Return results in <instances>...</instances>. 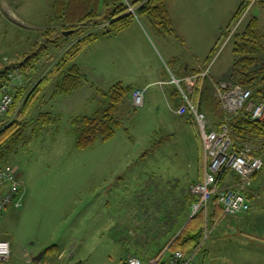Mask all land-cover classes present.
<instances>
[{
    "label": "rangeland",
    "instance_id": "374dc122",
    "mask_svg": "<svg viewBox=\"0 0 264 264\" xmlns=\"http://www.w3.org/2000/svg\"><path fill=\"white\" fill-rule=\"evenodd\" d=\"M8 1L10 4L3 7L4 12L1 17L0 58L8 56L10 62H18L22 61L35 46L43 31L42 25L48 23L52 0H27L29 3L27 6H23V1ZM123 1L127 3L130 0ZM138 7L132 4L133 11L129 10V12L134 13L136 20L141 21L150 32L155 46L154 34L149 24L144 18L138 17ZM93 8H90L91 14L94 13ZM254 8L250 9L249 13L245 11L240 20L237 19L236 26L234 25L232 30L237 27L243 30ZM112 9V5L106 6L101 2L96 15L91 19L90 23L93 24L85 25L88 27L87 31L93 32L108 24L110 19L107 14ZM261 17L264 30V11ZM81 26L84 27L83 24ZM114 48L115 44L112 41L105 49L97 48L93 52L96 56L104 55V67L107 70L115 69ZM138 48L145 49L140 38ZM60 51L61 48L58 47L52 55L56 56L57 53L58 57ZM146 53L147 56L152 57L149 52ZM158 53L165 65L171 64L168 58L165 59L159 51ZM84 55L83 51L75 62L82 61ZM217 57L220 62L227 61L229 58L230 62L234 60L232 39L222 40L211 62L214 63ZM258 57L264 62L261 52L258 53ZM52 60L54 59L47 58L41 62L36 70L37 73L34 71L30 78L24 75L20 82L34 85L51 67ZM149 63L157 68L159 66L155 58H149ZM209 65L210 63L207 66ZM57 77L52 74L45 81L39 99L32 104L26 115L29 127L25 137L7 160V163L10 162L9 164L15 166L18 175L23 178L24 194L21 205L10 206L0 218V237L8 239L11 246L9 258L2 263L117 264L122 258L131 255L132 251L128 244L123 247L114 237L113 224H115L117 212L115 200H111L110 197H115L110 188L101 186L103 185L101 176L111 174H101L93 168L102 165L105 168L104 171L109 172L106 168L116 165L115 161L122 159L123 164H126L130 159L125 156L110 158L112 151H123L132 155L153 152V150L191 152L197 148L196 140L185 118L170 111L166 106L162 105L158 109L156 106L146 104L142 108L134 109L128 105L127 101H124L116 116L122 122V126L117 129L115 136L111 140H98L88 148L79 149L75 146L76 134L71 118L77 115L93 114L105 97L102 92L97 93L94 84L91 86L88 84L90 88L88 92L83 93L81 90L75 95H53L52 86L56 84ZM107 79L100 86L102 90H108L113 85V82ZM47 111L50 112V115L46 116L48 118L44 117V120L37 121L41 112ZM190 155L191 153L188 156ZM144 159L146 160L147 157ZM140 160L142 158L139 157ZM133 164H139V162ZM263 188L264 184L261 185V190ZM168 191L171 192L170 189ZM188 191L192 194L190 189ZM108 193L111 195L109 198H107ZM141 195L142 200H146V195ZM176 199V201L174 197L168 199L166 195L161 197V200L170 202L171 206L165 212V219H160L154 227L162 225L172 227L177 213L185 209V206L181 204V197L177 196ZM109 200L112 201L110 204ZM148 207V205H141L139 215L146 218L154 215L155 212ZM156 207L158 210L161 209L159 204ZM134 222H140L139 218ZM131 233L134 232L131 231ZM208 233L210 234V230ZM169 238H166L164 243ZM140 243H142V237ZM205 244L198 250H188V252L193 251L191 255L194 256L197 264L211 263L212 258L206 251ZM52 245L56 246L49 254H43L38 261L34 260L35 256ZM233 255L251 263L254 258H257L264 264V247H238L233 249Z\"/></svg>",
    "mask_w": 264,
    "mask_h": 264
},
{
    "label": "crops",
    "instance_id": "0c3cea01",
    "mask_svg": "<svg viewBox=\"0 0 264 264\" xmlns=\"http://www.w3.org/2000/svg\"><path fill=\"white\" fill-rule=\"evenodd\" d=\"M22 1L24 2L23 6L29 4L27 0H19V2ZM118 1L100 0V3L103 2L106 6L112 5L113 8ZM243 1L165 0L173 29L171 33L165 32L149 16H141L149 24L154 34L155 46L158 50L153 45L150 32L138 20H135L132 25L120 32L100 36L93 44L90 43L83 49L85 55L82 61L78 60L77 63L75 62L82 73L88 77L89 81L75 90L71 95H75L81 90H83V93L90 91L88 84L90 86L94 84L96 91L102 90L100 86L108 78L107 80L113 82V85L121 82L131 90L132 88H145V102L142 107L147 104L160 109L163 105L174 112L184 100L181 101L180 92L178 94L176 86L170 82L172 76L185 77L194 73L195 70L204 69V66H207L205 62L211 54L213 47L217 44L226 28L231 25ZM54 2L55 0H52L50 3L51 15ZM129 3L131 5L134 4L133 1H129ZM9 4L8 0H0V26L2 13L4 12L3 7ZM253 8V14L250 19L252 17L259 19V27L263 33L262 44L264 48V30L262 28L261 17L264 11V0H250L245 11L249 13V10ZM51 15L48 23L42 25L43 31L51 26ZM242 15L238 18L239 20ZM138 17L141 18L140 16ZM139 38L142 40L145 49L138 48ZM112 41L115 44V69L107 70L104 67V55L100 54L96 56L93 52L97 48L100 50L105 49L107 44H110ZM158 51L162 57L168 58L171 64L165 65ZM146 52H149L152 57L147 56ZM219 57H217L210 68L211 74L217 79L229 74L232 61H234L230 62L229 58L227 61L220 62ZM149 58L157 60L159 63L158 68L149 63ZM53 91L54 86H52V93ZM130 92L125 101H127L130 107L135 109L132 105ZM195 104L200 107L199 100ZM182 116L185 118V122L192 128L197 145L196 150H192L191 152L187 150H162L159 152L153 150V152L134 155L123 151H112L109 155L110 158L125 156L127 159H130H128L126 164H123L122 159L118 160L120 164L115 161L116 165L106 168L109 172L104 171L105 168L102 165L93 168L101 174H111L110 176H101V183H103L101 186L103 188H110L112 195L115 197L113 198L110 193L107 194V198L111 196V200L114 199L116 204L117 215L115 216V224H113L115 230L114 237L117 241H120L123 247L125 244H128L131 247L130 251H132V254H141L140 252L144 250L146 253L153 254L164 243L166 238L172 237L182 228L186 222L185 220L188 218V214L192 211L195 199L193 194L191 195L188 190L191 184L199 182L203 178L204 163L202 162V156L204 158V151L203 149L201 150L202 141L197 137L195 128L197 124H194L195 120L192 114L187 113ZM190 153L191 155L188 156ZM139 157L142 160L139 161ZM145 157H147L146 160L144 159ZM160 158L163 159L161 160ZM136 162H139V164H133ZM175 167H178V169H175ZM237 179L238 175L234 171L227 169L221 175L220 181L222 185H233L237 182ZM263 184L264 170L260 171L254 178L256 189L260 188ZM263 193L264 188L261 190L260 195L253 200L251 209L240 216L227 215L220 209L218 210L216 204L213 202L210 204L208 217L211 220L213 219L214 226L210 230L209 239L204 244L206 251L212 258V264H216L215 261L220 264H263L262 260H258L257 258H254L253 263H251L246 262L247 260H243L242 257L233 255V249L238 247H264ZM141 194L146 195V200H142ZM163 195H166L168 199H173L174 197L175 201L177 200V196L181 197V204H183V207L185 206V209L177 213L174 224L167 232L160 233L156 240H150L146 246H143L140 243V239L145 235V231L150 226H153V223L158 218L164 219L166 217L165 212L171 206L167 200H161ZM111 200H109V204L112 202ZM158 204L161 206L160 210L156 207ZM141 205H148V208L155 212L154 215L152 214L149 218H143L142 215H139ZM136 206L137 208H135ZM138 218L140 222L135 223L134 220ZM131 231L134 233H131ZM0 238L6 239L4 237Z\"/></svg>",
    "mask_w": 264,
    "mask_h": 264
},
{
    "label": "trees",
    "instance_id": "16d2710c",
    "mask_svg": "<svg viewBox=\"0 0 264 264\" xmlns=\"http://www.w3.org/2000/svg\"><path fill=\"white\" fill-rule=\"evenodd\" d=\"M119 1L115 3L113 9L107 14L108 19H110L109 23L102 26L103 28L101 27L90 32L89 30L87 31L88 27L85 25L93 24L90 22L99 9L100 0H55L50 18L51 26L41 33L40 39L36 41L35 46L24 56V59L18 62H10L8 56L0 58V62H2L1 60L4 57L8 58L7 63H0V85L8 81V74L14 69H20L21 78L24 75L30 78L32 76L31 72H36L41 62L47 58L54 59L52 60L51 67L46 70L44 76L34 85H31V83L17 82L11 88L13 103L5 116L0 119V169L10 163H7L10 154L23 141L29 127L26 115L32 104L39 99L42 87L46 83L45 81L52 74L57 75L53 94L71 95L76 89L82 87L89 81L88 77L82 73L75 63V59L83 49L100 36L120 32L135 22V14L129 12V7L123 0ZM130 1H133V5H136V7L139 6L137 8L138 16H149L165 32L171 33L173 31L165 0ZM249 2L250 0H244L241 3L231 25L226 28L217 44L213 47L205 65L211 63L220 43L224 38L229 36L237 19L247 10ZM91 7H94L93 14L90 13ZM82 24L84 27L81 26ZM65 31H70V33L65 34ZM262 37L263 33L260 30L259 19L257 17H252L243 30L237 29L231 35L235 56L228 72L229 74L227 75L234 77L243 87L252 89L253 96L251 100L254 102L264 99V63L258 57L259 52L264 56ZM58 47L61 48L60 54L58 57L57 53L56 56H53L52 54ZM199 71L201 69L195 70V72ZM213 89L214 87L210 79H200L195 90L191 93V97L195 103L199 100L200 110L206 112L213 120L215 128L218 129L225 115L220 109L219 101L213 95ZM130 91L131 89L121 82L112 85L107 91L97 90L99 94L102 92L105 100L99 104L95 112L91 115L72 116L71 123L74 126V132L76 134L75 146L77 148L85 149L94 145L98 140L108 141L115 136L117 129L122 126V122L116 116L121 104L125 101ZM177 93L179 94L178 90ZM49 115L50 112L48 111L41 112L37 121L40 119L44 120L43 118H48L46 116ZM194 124H196L195 121ZM228 124L235 147H240L241 142L244 140H251L253 137H264V120H253L251 118V112L246 107L238 113L230 114ZM195 128L197 137L201 139L198 126ZM202 149L203 144L201 142ZM18 177L23 179L19 175ZM22 186V189L15 196L16 200H20V205L24 194V183ZM2 193L0 191V198ZM193 197L195 199L194 202L198 200L195 194H193ZM212 202L216 204L218 210L220 209L223 212L218 198L212 197L207 207H202L195 213L191 211L182 228L170 237L166 243H162L150 256L158 254L167 246H169L170 252L182 251L187 255H191L194 250L202 248L204 243L209 239L208 230H211L214 226L213 219L211 220L208 217V209ZM12 205L15 207L20 206L14 203L8 205L0 215V218ZM159 220L158 218L153 223V226H150L145 231V235L142 237L143 246H146L150 240H156L160 233L169 230L170 227H165L166 225L154 227V224ZM132 235L134 236V234ZM55 246L47 247L43 254H49ZM189 249L193 251L188 252ZM140 253L134 254L141 256L149 255L145 250ZM124 259L122 258L119 263ZM2 264H6V262Z\"/></svg>",
    "mask_w": 264,
    "mask_h": 264
},
{
    "label": "built area",
    "instance_id": "2783aa9c",
    "mask_svg": "<svg viewBox=\"0 0 264 264\" xmlns=\"http://www.w3.org/2000/svg\"><path fill=\"white\" fill-rule=\"evenodd\" d=\"M233 32L234 30L230 35ZM1 61L7 63L8 58L4 57ZM210 67L211 64L185 77L172 76L170 80L184 100L174 112L177 115L192 114L203 144V178L190 186V192L198 197L192 211L195 213L202 207H207L212 197H216L225 214L240 216L251 209L252 200L259 194L258 190L253 188V179L256 173L264 169V138L256 137L243 141L240 147H235L228 124L229 115L238 113L246 107L251 112L253 120L263 121L264 99L254 102L251 100L252 89L243 87L230 75L218 79L213 77ZM205 78L210 79L214 87V96L225 115L218 129L215 128L213 120L206 112L200 110V107L191 99V93L199 80ZM20 79L21 71L17 68L10 71L8 81L0 85V119L10 109L13 103L11 88L20 82ZM145 91V88L132 90V103L135 107L144 105ZM227 169L238 175L237 182L233 185L221 184V175ZM23 183V180L18 177L15 166L8 164L0 169V191L3 192L0 198V215L8 205L12 203L20 205V200H16L15 196L22 189ZM168 247L152 256L129 255L119 264H197L193 255H187L182 251L170 252ZM10 253V243L0 239V264L9 258Z\"/></svg>",
    "mask_w": 264,
    "mask_h": 264
},
{
    "label": "water",
    "instance_id": "95a60500",
    "mask_svg": "<svg viewBox=\"0 0 264 264\" xmlns=\"http://www.w3.org/2000/svg\"><path fill=\"white\" fill-rule=\"evenodd\" d=\"M68 33H70V31H65V34H68ZM42 255H43V253H39L37 256L34 257V260H35V261L40 260L41 257H42Z\"/></svg>",
    "mask_w": 264,
    "mask_h": 264
}]
</instances>
